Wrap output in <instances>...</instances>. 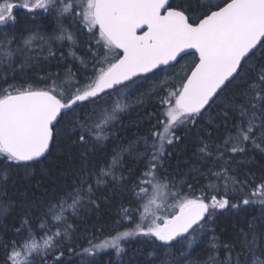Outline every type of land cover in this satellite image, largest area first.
<instances>
[{"label": "snow or ice", "instance_id": "1", "mask_svg": "<svg viewBox=\"0 0 264 264\" xmlns=\"http://www.w3.org/2000/svg\"><path fill=\"white\" fill-rule=\"evenodd\" d=\"M18 7L28 12L54 9L61 16L70 13L79 17L80 23L92 34L98 51L93 53V72L83 81L69 71L63 79L42 78L43 87L29 85L0 91V164L5 169H22L30 175L36 164H42L53 150H59L68 141L86 148L90 138L97 143L107 139L104 128L117 118V112L129 105L117 97L109 109L101 107L98 99L111 95L109 90L119 91L117 86L124 85L126 89L136 85V78H144L149 73L153 76L158 71L166 73L164 80L153 88V91L163 88L167 93L160 98L164 106L157 118L161 130L153 132L159 148L150 158L141 157L147 163L132 189L143 208L141 223L130 231L118 232L93 244L84 249L86 253L91 255L97 249L113 248L119 255L124 250L121 241L136 236L155 238L161 242L160 247L168 249L179 238L186 240L191 248L196 231L203 229L215 214L210 208L264 205V178L259 182L252 179L249 183L228 177L226 169L223 173L211 172L217 178L230 181L234 186L232 191L239 195L234 203L229 198L217 199L215 195L206 203L202 197L173 191L175 185L170 187L157 177L164 145L173 143V129L196 123L218 103L223 106L224 117L232 112L238 113L239 118L222 144H215L213 148L204 143L200 153L212 156L215 152L220 160L226 153H245L249 144L264 152V63H250L257 55L264 60V0H22L19 3L0 0V30L16 24L14 10ZM50 39L67 40L72 46L77 43L71 32L60 28L54 37L29 35L21 51L30 49L34 41L47 43ZM69 54L75 57L74 52ZM3 55L11 58L13 53L5 51ZM49 55H55L50 46ZM189 56L192 59L186 68L182 66L183 75L172 71V76L180 78L169 83V69H175ZM237 81L242 82L243 90L226 96V90ZM84 102L95 105L94 118H82L78 109ZM121 162V154L116 153L111 163L101 169L97 184L107 176L115 180L112 173ZM80 175L78 185L64 191L61 199L48 207L47 214L58 220L69 209L75 214L84 198L85 185L90 202L95 203L91 199L93 187L89 178ZM237 184L239 188L235 187ZM227 188L226 183V191ZM6 211L8 205L0 203V214ZM125 215L130 218L128 210ZM248 237L249 233L242 231L245 260L250 255L248 264H264V259L255 252V232L251 240ZM53 243L51 236L41 243L29 232L19 248L13 242L8 260L11 264H31L33 254H47ZM212 246H216L215 242ZM239 255L236 264H240ZM161 264H172V261L166 259Z\"/></svg>", "mask_w": 264, "mask_h": 264}, {"label": "trees", "instance_id": "2", "mask_svg": "<svg viewBox=\"0 0 264 264\" xmlns=\"http://www.w3.org/2000/svg\"><path fill=\"white\" fill-rule=\"evenodd\" d=\"M38 11L16 8V24L0 30V91L29 85L43 87L42 78L58 76L63 79L69 71L83 81L93 72V53L98 51V45L80 23L79 17L70 13L61 16L54 9L48 12L41 10L40 16ZM60 28L75 36L77 43L74 46L67 40L50 39L47 43L37 40L33 42L32 49L21 51L23 41L29 35L38 33L54 37ZM49 46L55 55H49ZM5 51L13 53L11 58L4 57ZM70 52H74L75 57ZM191 59V56L185 57L175 69H169V83L180 78L170 73L179 71L183 75L182 66L186 68ZM250 63H264V60L257 55ZM165 75V72L158 71L155 76L151 74L137 79L134 86L126 89L123 86L104 99H98L101 107L110 109L113 98L125 94L123 103L129 105L104 128L107 139L97 143L90 138L86 148L68 141L59 150H53L42 164H36L30 175L22 169H5L0 164V203L8 205V211L0 214V264H11L8 256L13 242L19 248L29 232L41 243L49 236L54 241L47 254H34L31 264H161L166 259L172 264H236L238 254L240 264H248L251 256L246 261L242 254V231L249 233L250 240L255 232V252L264 259V205L260 204L241 205L239 209L210 208V212L215 214L203 229L196 231L191 248L186 240L168 249L160 247L155 238L136 236L124 241V250L119 255L113 250H95L91 255L84 251L141 223L143 208L132 189L139 182L147 163L141 157L147 155L150 158L152 152L159 148L153 132L161 130L157 122L164 108L160 98L167 93L163 88L155 91L153 88L164 80ZM242 90V82L237 81L225 95L231 97ZM141 100L142 103L139 102ZM94 107L85 103L78 111L82 118L93 117ZM238 118V113L232 112L224 117L223 106L218 103L196 123L173 129V143L164 145L157 166L158 179L169 183L170 187L175 185L173 191L202 197L207 203L211 202L213 195L217 199L229 198L230 203L236 202L239 193L232 191L234 186L231 182L217 178L211 172L223 173L226 169L227 176L237 181L248 180L251 183L255 179L259 182L264 178V152L249 144L245 153H226L223 159L217 160L215 152L212 156H205L199 149L204 143L213 148L215 144H222ZM116 153L122 156L121 164L112 173L116 179L107 176L97 184L101 169L111 163ZM81 173L89 178L88 182L93 187L91 199L95 203L90 202L85 185L84 198L75 214L69 209L60 220L47 214L48 207L55 205L64 191H71L78 185ZM125 210L130 213V218L125 215ZM143 223L147 224V221ZM250 224L252 228H249Z\"/></svg>", "mask_w": 264, "mask_h": 264}, {"label": "rangeland", "instance_id": "3", "mask_svg": "<svg viewBox=\"0 0 264 264\" xmlns=\"http://www.w3.org/2000/svg\"><path fill=\"white\" fill-rule=\"evenodd\" d=\"M18 2H22V0H17ZM40 10H42V9H40ZM43 11V10H42ZM32 49V48H31ZM91 71H93V69H91ZM127 91V90H126ZM115 96V95H114ZM113 96V97H114ZM118 97H120L121 98V103H123L124 102V97H125V94H122V95H120V96H118ZM117 98V96H115L113 99H116ZM115 101V100H114ZM114 101H113V103H114ZM105 108V107H104ZM119 112H117V114H118ZM116 114V115H117ZM159 145V144H158ZM130 231V230H129ZM130 238H133V237H130ZM130 238H128V239H130ZM127 239V240H128ZM191 239H193V237L191 238ZM124 241L125 240H122L121 241V246L123 247V243H124ZM109 250H113V251H116L115 249H113V248H106V249H97L96 251H98V252H107V251H109ZM34 255V254H33ZM21 259H23V257L21 258Z\"/></svg>", "mask_w": 264, "mask_h": 264}, {"label": "water", "instance_id": "4", "mask_svg": "<svg viewBox=\"0 0 264 264\" xmlns=\"http://www.w3.org/2000/svg\"><path fill=\"white\" fill-rule=\"evenodd\" d=\"M151 74H152V73H149V74H147V76H149V75H151ZM136 79H139V78H136ZM126 83L129 84V83H131V82H126ZM123 86H124V85H120V86H117V87H118V89H120V88H122ZM109 91H110V93L113 92V90H109ZM101 95L103 96V94H101ZM85 103H87V102H84V104H85ZM206 203H207V202H206ZM209 211H210V209H209ZM202 223H205V222H202ZM178 240L181 241V240H183V239H179V238H178ZM157 242H158L159 244H161V242H159V241H157ZM175 243H177V241H173V242H172V245L175 244Z\"/></svg>", "mask_w": 264, "mask_h": 264}, {"label": "flooded vegetation", "instance_id": "5", "mask_svg": "<svg viewBox=\"0 0 264 264\" xmlns=\"http://www.w3.org/2000/svg\"><path fill=\"white\" fill-rule=\"evenodd\" d=\"M37 13H40V16H41V14L43 13L40 9H39V11L37 12ZM72 15V14H71ZM58 33V31L55 33V34H57ZM72 56V55H71Z\"/></svg>", "mask_w": 264, "mask_h": 264}]
</instances>
